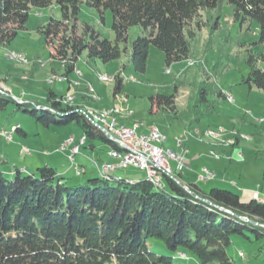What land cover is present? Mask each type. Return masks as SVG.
Masks as SVG:
<instances>
[{
	"label": "trees",
	"instance_id": "1",
	"mask_svg": "<svg viewBox=\"0 0 264 264\" xmlns=\"http://www.w3.org/2000/svg\"><path fill=\"white\" fill-rule=\"evenodd\" d=\"M53 2L60 6L62 18L51 17L39 30L52 45L53 56L62 62L66 77L76 69L84 51L104 62L119 59L128 52L132 26L142 30L132 41L130 52L138 72L147 69L151 45L164 52L167 65L189 60V37L195 35V26L212 23L213 28H219L223 2L233 5L235 21L259 22V43L264 46V0H0V44L15 37L12 23L25 24L32 7ZM83 2L102 15L111 9L114 39L101 36L87 23L82 33H77L75 22ZM204 13L208 14L206 20ZM261 61L264 53L250 54L244 81L264 93ZM114 79L116 90H122L121 73ZM196 94L191 111L195 119L199 102L206 103L200 113L212 107L203 84L198 85ZM157 98L159 105L176 108L175 94H158ZM11 102L46 126L76 121L85 141H102L110 150L122 151L92 122L83 106L52 88L47 102L40 103L18 101L0 86V112ZM15 126L27 135L22 126ZM90 146L96 148L95 143ZM164 176V184L158 186L147 177L134 180L101 170L98 176L71 185L49 163L31 173L17 168L13 177L0 170V264H184L175 263L174 255L186 249L201 264H234L228 248L236 235L251 239L245 233L249 231L257 240L264 239V201H245L228 188L205 191L196 183L188 190L170 175ZM151 239L162 240L173 256L152 250Z\"/></svg>",
	"mask_w": 264,
	"mask_h": 264
},
{
	"label": "rangeland",
	"instance_id": "2",
	"mask_svg": "<svg viewBox=\"0 0 264 264\" xmlns=\"http://www.w3.org/2000/svg\"><path fill=\"white\" fill-rule=\"evenodd\" d=\"M215 13L211 11V14ZM220 14V27L217 29L213 28L212 23L202 25L201 28L195 26V35L189 37V60L167 65L164 52L151 45L147 69L145 72H138L130 61V52L132 41L142 30L140 26H132L129 29L128 52H123L119 59L104 62L90 58L87 51H84L77 61L76 69L66 77L62 62L53 56L52 45L39 30L51 17L62 18L60 6L53 2L47 7H32L25 24L12 23L11 27L17 31L15 37L10 42L0 44V86L18 101L40 103L47 102L48 90L52 88L59 95H65L66 100L83 106L86 112L90 109L95 115L113 112L114 114L109 115V120H118V125H131L139 134L148 133L152 128L159 129L167 137L162 143L165 148L179 149L177 138L183 136L185 143L190 138L196 139L202 145L195 144L194 147L190 140L187 143L185 162L188 163L192 155L197 153L196 149H201L199 156L207 155L223 162L220 166L198 165L203 178L224 175L230 180L232 176L241 184L247 182L262 192L264 118L257 115L256 107L260 109L264 93L257 86H250L244 81L250 70V54L259 56L264 53V46L259 43L260 25L256 19L243 24L235 21L233 5L228 2L222 3ZM207 17L208 14L204 13L205 20ZM112 20L110 8L102 15L96 8L83 2L79 18L75 22L77 33H82L84 24L87 23L101 36L114 39ZM13 54L23 58L14 57ZM260 64L264 66V61ZM119 72L123 78L122 90H116L114 79ZM201 84L208 90V105H212V109L200 113L205 109L206 103L199 102V114L195 119L191 111L196 101V88ZM222 90L228 93L227 98L220 96ZM158 94H175L176 108L159 105ZM17 124L28 135L14 132V139L7 141L3 135L4 130L10 131L12 125ZM83 135L84 132L76 121L46 126L37 122L33 116L16 109V104L11 102L0 112V150L5 144L14 145L17 142H20L21 149H16L15 156L10 155L12 159L8 164L0 163V170L11 167V163L17 160L20 166L24 165V161L31 164L35 160H41L39 166L50 162L57 167L59 165L53 159L60 157L65 163L63 175L72 185L98 176L105 163L119 162L110 155L107 143L90 138L81 143ZM92 143H95L96 149L90 146ZM72 144L71 149L76 145L81 146L75 163L80 164L81 161L87 166L86 173L77 174L71 155L63 152V149ZM24 147L30 153L25 152ZM170 164L175 166L173 160H170ZM36 168L37 166L35 170ZM188 169L186 164L184 172ZM204 169L213 177L204 174ZM115 174L134 180L147 177L144 170L134 166L119 167ZM7 176L13 177L14 174ZM190 177H196V182L201 186L205 184L207 191L212 187L236 190L230 185L217 186V179L200 180L199 173ZM162 180H166L164 175ZM245 233L251 239L236 235L228 248L229 254L235 259L234 264H264V239L257 240L249 231ZM149 245L159 254L173 256L162 240L151 239ZM174 262L201 264L197 256L188 249L184 253H176Z\"/></svg>",
	"mask_w": 264,
	"mask_h": 264
},
{
	"label": "built area",
	"instance_id": "3",
	"mask_svg": "<svg viewBox=\"0 0 264 264\" xmlns=\"http://www.w3.org/2000/svg\"><path fill=\"white\" fill-rule=\"evenodd\" d=\"M67 98V97H66ZM88 116L91 118V111H87ZM108 131V134L120 140L122 145V151L126 152L125 163L121 164H104V170L113 171L118 167L127 168L134 166L146 172V175L153 176V183L162 186V175H170L175 178L176 170H181L185 165V151H175L171 148H165L162 143L167 139L162 138L161 134H157L155 131L150 130L148 133L139 134L137 131H132L130 125H113V124H101L100 121H96ZM16 126L12 127L11 131L4 130L3 135L8 139H12L13 131ZM183 138H177L179 144L183 143ZM85 137L81 139V143H84ZM24 151L30 153L29 149L24 147ZM80 152V145H76L72 148L71 158L74 159V155ZM112 157H115L111 151L109 152ZM170 160H173L176 165L173 167L170 164ZM77 172H80L78 167ZM204 174L213 177L207 169L203 170Z\"/></svg>",
	"mask_w": 264,
	"mask_h": 264
},
{
	"label": "crops",
	"instance_id": "4",
	"mask_svg": "<svg viewBox=\"0 0 264 264\" xmlns=\"http://www.w3.org/2000/svg\"><path fill=\"white\" fill-rule=\"evenodd\" d=\"M78 71H80V70H77V72ZM81 72V71H80ZM5 90H7V89H5ZM8 91V90H7ZM9 92V91H8ZM10 93V92H9ZM220 96H222L223 98H227V96H228V93H226L225 91H220ZM255 106H258V105H255ZM259 107H260V109H258L257 107H256V109H257V115H259V116H262L263 118H264V99H263V101H262V103L261 104H259ZM118 121V120H117ZM119 123V122H118ZM123 124H125V123H123ZM17 125H19V124H17ZM190 125V124H189ZM188 125V126H189ZM14 125H12V127H13ZM131 126V125H130ZM12 127H11V130H12ZM16 132H18V131H15V133ZM27 132V131H26ZM15 133H13V138H12V140L14 139V134ZM27 135H28V133H27ZM26 135V136H27ZM25 136V135H24ZM12 140H10V141H12ZM191 140V138L187 141V143L189 142ZM196 139H192L191 141H193L192 142V145L195 147V144H197V145H202V144H199L198 142H196L195 141ZM8 141V140H7ZM186 141H184L183 140V143L182 144H179L178 142H177V146L179 147V149H177V148H173V147H168V148H171V149H173V150H176V151H185V153H186V150H187V143H185ZM20 143V142H19ZM18 142L17 143H15L14 145H12V144H5L4 146H3V149L2 150H0V159L1 158H3L4 160H5V162H3V163H9V160L10 159H12L11 158V154H12V157L13 156H15L16 155V153H17V150L16 149H21L20 148V144H19ZM73 146V144L72 145H69V146H67L66 147V149H63V152H64V154H66V155H71L72 154V149H71V147ZM94 149V148H93ZM96 149V148H95ZM200 149V148H199ZM201 150V149H200ZM200 150H198V149H196V151H197V153H194L193 155H192V158H190V160H189V162L187 163V161L185 162V165H184V167L181 169V170H176V172H175V176L177 177V179L179 180V182L181 183V184H183V185H187V186H189L191 183H196V184H198L199 185V183L198 182H196L198 179H196V177L195 178H192V177H190V175H194L195 173H199V179L200 180H212V179H217L218 181V183L216 184L217 186H233L234 188H236V192H238L240 195H241V198L243 199V200H249V199H251V198H257L258 200H260V201H264V188H262V192L260 191V190H257V189H255V187L252 185V184H249V183H245V184H241L239 181H238V179L237 178H233L232 176H230V180H228L224 175H217V176H215V177H213V178H203L202 176H201V172H202V170L200 169V167H201V165H216V166H220L221 164H223V162H221V161H219L218 159H211V158H209L207 155H202V156H199V154H198V152L200 151ZM205 152V151H204ZM55 153H58V152H55ZM201 153H202V151H201ZM48 155H50V154H48ZM51 155H53V154H51ZM50 155V156H51ZM113 158H115V157H113ZM32 159V158H31ZM95 159V158H94ZM117 159V158H116ZM54 161H56L57 163H58V165L59 166H57V167H60V169H57V167H56V165H53V164H51L52 166H54L56 169H57V171H58V173H61V174H63V172L65 171L63 168H64V165H65V163H64V161H63V159H61L60 157H57V158H54L53 159ZM75 160H76V156H75V158H74V161H72V164L74 165V167H76L77 165H78V167H80V169H81V174H83V173H86V171H87V166H85V165H83L82 164V162L81 161H79V163L80 164H78V163H75ZM18 161V160H17ZM13 162V163H11L10 165H11V167H9L8 166V168H1V170L3 171V172H5L6 174H14L15 172H16V170H17V168H20L22 171H26V172H35L36 170H35V167L37 166H39L40 165V163H41V160H35L33 163H31V164H27L28 162L27 161H24L25 163H24V165L23 166H20L19 165V163L18 162ZM21 161H22V159H21ZM60 161V162H59ZM46 163H49L50 164V162H46ZM45 163V164H46ZM60 163V164H59ZM105 164H118V163H105ZM186 164H187V167L189 168L188 169V171L187 172H184V169H185V166H186ZM35 165V166H34ZM175 165H176V163H175ZM198 165L200 166V167H198ZM97 166H98V169L100 168L99 167V165L97 164ZM173 167H175V166H173ZM119 168V167H118ZM118 168H116V169H114L113 171H111L110 173H113V174H115V171L118 169ZM37 169V168H36ZM76 169V168H75ZM198 171V172H197ZM100 172H101V170H99V174H100ZM219 176H221V177H219ZM131 179H134V178H131ZM194 181V182H193ZM249 181H252V180H249ZM205 182V181H204ZM201 184V183H200ZM203 190H205V191H207L206 189V186H205V184H203L202 186L201 185H199ZM232 189V188H231Z\"/></svg>",
	"mask_w": 264,
	"mask_h": 264
},
{
	"label": "bare ground",
	"instance_id": "5",
	"mask_svg": "<svg viewBox=\"0 0 264 264\" xmlns=\"http://www.w3.org/2000/svg\"><path fill=\"white\" fill-rule=\"evenodd\" d=\"M14 55V57H19V58H23L21 55H17V54H13ZM88 111H91V118H92V120H95V121H100V122H102V123H106V124H113V125H118L119 123L115 120V119H112V120H109V115L111 114V113H113V112H111V113H103L102 112V114H97V115H95V113H94V111L93 110H88ZM114 114V113H113ZM131 130L132 131H136V128H131ZM151 130H153V131H155L157 134H161V136H162V138H164V139H167V137L166 136H164L160 131H159V129H157V128H152ZM110 137L112 138V139H114V141H116L117 143H118V145L122 148V145H121V142H120V140L119 139H117V138H114L113 136H111L110 135ZM114 155H116L115 156V158H117L118 160H119V162H118V164H121V163H125V160H126V152L125 151H120V150H115V149H112V150H110ZM103 172H109L110 173V170H104V165H103V167H102V169H101ZM147 178L151 181V182H153V176H148L147 175Z\"/></svg>",
	"mask_w": 264,
	"mask_h": 264
},
{
	"label": "water",
	"instance_id": "6",
	"mask_svg": "<svg viewBox=\"0 0 264 264\" xmlns=\"http://www.w3.org/2000/svg\"><path fill=\"white\" fill-rule=\"evenodd\" d=\"M92 122L96 125V126H98L102 131H104L105 133H107L108 134V131L105 129V127H103L102 125H100L98 122H96L95 120H92ZM109 135V134H108ZM110 136V135H109ZM177 181H179L177 178H175ZM184 187L186 188V189H188V190H190V187L189 186H187V185H184ZM257 223V222H256ZM258 224V223H257Z\"/></svg>",
	"mask_w": 264,
	"mask_h": 264
}]
</instances>
